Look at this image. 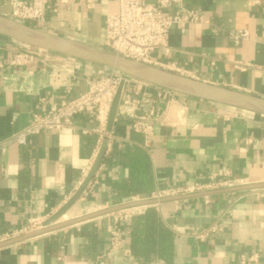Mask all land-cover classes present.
<instances>
[{"label":"crops","instance_id":"1","mask_svg":"<svg viewBox=\"0 0 264 264\" xmlns=\"http://www.w3.org/2000/svg\"><path fill=\"white\" fill-rule=\"evenodd\" d=\"M182 4L186 10L199 11L203 21L170 30L167 50L155 51L151 66L264 99V0H182ZM115 10L113 0H95L91 10L78 0H53L46 7V24L29 26L102 48L105 18ZM10 12L9 0H0V16L9 18ZM236 32L247 33L238 45L232 38ZM16 49L12 41L0 37V63L7 64ZM238 62L249 67L236 70ZM4 73L0 238L31 225L40 227L71 200L96 160L97 123L80 115L73 119L71 130L44 131L25 146L7 141L29 125L33 114L55 109L67 90L77 96L85 91L88 78L104 74L101 67L90 64L75 65L73 76L39 67L31 74L14 69ZM125 94L146 101L135 106L134 115L146 118L153 129L149 147L143 148L142 136L130 127L132 120L120 113L125 109L122 100L111 131L106 127L110 147L63 220L144 200L167 188L212 184L216 187L208 192H214L227 189L220 186L223 183H264V117L182 96L175 101L167 95L157 98L141 86L131 85ZM126 147L140 148L149 158L154 189L143 198L125 197L131 182ZM149 208L173 234L168 263L161 256L133 258L128 221L115 224L110 214L0 248V264H238L242 253H256L257 264H264V190L165 202L141 210ZM213 225L221 230L204 241L195 238ZM113 229L121 236L122 249L108 253Z\"/></svg>","mask_w":264,"mask_h":264},{"label":"built area","instance_id":"2","mask_svg":"<svg viewBox=\"0 0 264 264\" xmlns=\"http://www.w3.org/2000/svg\"><path fill=\"white\" fill-rule=\"evenodd\" d=\"M53 0H9L11 12L9 18L16 23L44 26L46 7ZM85 8H94L95 0H78ZM116 5L115 12L106 16L104 21L103 50L120 58L137 63L152 64L151 55L155 51H166L170 30L173 28L185 29L202 23L203 16L199 11L186 10L182 0H113ZM172 9L174 11L172 12ZM235 45L247 38L246 32H236L232 34ZM13 42V41H12ZM17 47L7 64L0 63V90L2 83L7 81L6 69L21 70L27 74L39 67L42 71L49 70L50 73H63L64 75H74V68L77 64L89 65L70 57L42 51L13 42ZM246 64L235 63L234 68L244 71ZM102 68V67H101ZM104 74L99 78H88L85 81L86 89L77 96H71L70 90L66 92V98L61 100L53 110H44L31 116L29 125L21 132L14 134L7 145L15 144L25 146L29 140L44 131L61 132L73 128V119L80 115L93 118L97 123L96 133L98 135V146L94 154L97 156L101 147L106 150L110 147V139L106 134L107 117L112 100L120 84L123 85V98L125 99L124 110L120 113L132 120L130 125L132 131L143 138V148L148 149L153 129L144 117L134 115L135 106L145 100L137 101L129 99L126 88L134 85L151 90L157 98L164 95L169 96L171 101H175L178 95L158 89L154 86L139 82L129 77L118 74L112 70L102 68ZM121 100V101H122ZM44 102V100H41ZM232 116H235L232 115ZM230 116H225L226 120ZM4 147L0 146V151ZM88 173H85V178ZM241 185L240 182L220 184L224 188H232ZM216 186L212 184H192L177 188H167L151 195L150 198L160 200L168 197L188 196L201 192L214 190ZM138 201V200H135ZM134 201V202H135ZM143 213L140 208H132L111 214L113 222L119 223L129 221L134 215ZM41 227V226H40ZM40 227H25L11 235L0 238V243L12 240L25 235ZM221 229L217 225L210 226L195 235L199 241H204ZM122 249V240L117 229L110 232L108 253ZM259 256L256 253H242L238 258V264H257Z\"/></svg>","mask_w":264,"mask_h":264},{"label":"water","instance_id":"3","mask_svg":"<svg viewBox=\"0 0 264 264\" xmlns=\"http://www.w3.org/2000/svg\"><path fill=\"white\" fill-rule=\"evenodd\" d=\"M0 37L27 47L59 54L86 64L106 68L131 79L154 86L158 89L174 93L178 96L209 102L264 117V99L262 98L239 93L224 87L206 84L150 65L126 60L112 55L101 48L63 38L43 30L33 28L29 25L19 24L7 17L0 16ZM123 95V85L120 84L112 100L108 113L106 123L107 132L111 131ZM104 153L105 148L102 147L86 179L71 200L63 206V208L47 219L39 229L29 232L21 237L2 242L0 243V248L127 209L145 206L149 207L165 202L202 198L212 195L264 190L263 183L235 186L219 191L205 192L188 196L168 197L160 200L151 199L149 196L144 200L120 204L118 206L71 220H63L62 217L79 200L87 185L94 178L102 162Z\"/></svg>","mask_w":264,"mask_h":264},{"label":"trees","instance_id":"4","mask_svg":"<svg viewBox=\"0 0 264 264\" xmlns=\"http://www.w3.org/2000/svg\"><path fill=\"white\" fill-rule=\"evenodd\" d=\"M125 158L131 168V182L125 197L141 198L154 189L152 170L147 154L140 148L126 147ZM130 255L138 260L161 256L168 263L173 253V234L166 229L154 208H149L128 221Z\"/></svg>","mask_w":264,"mask_h":264},{"label":"bare ground","instance_id":"5","mask_svg":"<svg viewBox=\"0 0 264 264\" xmlns=\"http://www.w3.org/2000/svg\"><path fill=\"white\" fill-rule=\"evenodd\" d=\"M142 208H143V207H141V209H142ZM141 209H140V210H141Z\"/></svg>","mask_w":264,"mask_h":264},{"label":"rangeland","instance_id":"6","mask_svg":"<svg viewBox=\"0 0 264 264\" xmlns=\"http://www.w3.org/2000/svg\"><path fill=\"white\" fill-rule=\"evenodd\" d=\"M243 112V111H242Z\"/></svg>","mask_w":264,"mask_h":264}]
</instances>
